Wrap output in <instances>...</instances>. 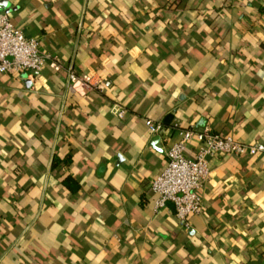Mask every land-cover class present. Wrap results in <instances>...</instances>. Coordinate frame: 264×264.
Wrapping results in <instances>:
<instances>
[{
	"label": "crops",
	"instance_id": "crops-1",
	"mask_svg": "<svg viewBox=\"0 0 264 264\" xmlns=\"http://www.w3.org/2000/svg\"><path fill=\"white\" fill-rule=\"evenodd\" d=\"M0 12L50 56L0 74V264H264V152L208 158L187 228L149 188L178 128L264 144V0Z\"/></svg>",
	"mask_w": 264,
	"mask_h": 264
},
{
	"label": "built area",
	"instance_id": "built-area-1",
	"mask_svg": "<svg viewBox=\"0 0 264 264\" xmlns=\"http://www.w3.org/2000/svg\"><path fill=\"white\" fill-rule=\"evenodd\" d=\"M49 54L39 50L34 38L25 37L13 26L7 14L0 12V74L31 76L39 72ZM69 80L74 78L68 72ZM83 85L90 87L88 78H82ZM117 116L121 115L118 110ZM149 130L155 127L146 121ZM176 139L164 150V165L162 170L149 182V188L155 194L153 207H162L170 202L177 223L188 227V218L201 209L199 190L207 178V160L216 155H239L264 152V144L258 141L241 142L231 135L210 132L208 129L193 127L178 128ZM192 142V156L184 154L185 148Z\"/></svg>",
	"mask_w": 264,
	"mask_h": 264
},
{
	"label": "water",
	"instance_id": "water-1",
	"mask_svg": "<svg viewBox=\"0 0 264 264\" xmlns=\"http://www.w3.org/2000/svg\"><path fill=\"white\" fill-rule=\"evenodd\" d=\"M32 74L34 75V74H36V72L33 71Z\"/></svg>",
	"mask_w": 264,
	"mask_h": 264
},
{
	"label": "trees",
	"instance_id": "trees-1",
	"mask_svg": "<svg viewBox=\"0 0 264 264\" xmlns=\"http://www.w3.org/2000/svg\"><path fill=\"white\" fill-rule=\"evenodd\" d=\"M64 182H66L65 180H63Z\"/></svg>",
	"mask_w": 264,
	"mask_h": 264
}]
</instances>
